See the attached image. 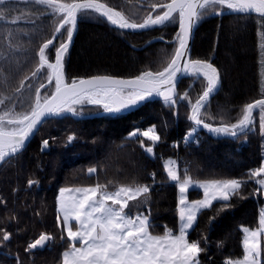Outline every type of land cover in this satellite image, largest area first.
I'll return each mask as SVG.
<instances>
[{
    "label": "trees",
    "instance_id": "trees-1",
    "mask_svg": "<svg viewBox=\"0 0 264 264\" xmlns=\"http://www.w3.org/2000/svg\"><path fill=\"white\" fill-rule=\"evenodd\" d=\"M106 2L137 21L149 12L162 11L149 7L157 0ZM45 11L29 0H6L0 4L5 17L0 20V99L12 97L6 104H15L17 111L28 110L36 90L42 83L47 84L43 78L47 69L26 79L39 61V48L54 33L56 20ZM13 19L17 23H12ZM79 20L77 37L64 57L68 81L97 75L135 78L145 70L155 71L172 53L179 31L177 24H168L148 32L129 33L114 28L95 13ZM258 21L254 15L228 10L198 21L192 57L213 63L222 80L219 93L207 108L214 119L205 118L213 126L235 123L243 105L261 98L264 57L259 33L264 29ZM62 38L59 36L46 50L49 61H54L53 48ZM21 80H25L24 91L17 93ZM205 83L202 77L187 76L179 86V96L188 92L194 102ZM53 91V86L48 85L40 89V94L47 96ZM74 107L81 116L104 111L87 102ZM189 115L188 101L177 99L172 106L152 101L127 114L47 120L22 153L0 166V234L11 233L9 241L0 240V264H17V258L19 264H62V253L69 243L63 221L57 220L59 191L64 187L99 183L114 191L120 185L148 184L151 193L141 198L139 209L149 216L150 230L153 234H163L167 229L177 233L179 191L177 184L167 178L164 164L168 159L182 157L187 173L200 181L247 179L249 171L262 166L264 134L259 129L258 116L256 126L246 137L217 139L194 126ZM153 126L161 139L155 143L153 153H148L145 148L153 142L139 132ZM193 129L192 140L182 145V139ZM133 131H137L136 136L130 135ZM70 135H75L76 140L68 143ZM45 139L49 141L46 150L42 143ZM93 167L97 171L89 174L88 169ZM29 180L38 183L29 186ZM259 188L254 179L247 180L240 189L241 195L216 201L211 208L201 210L189 231V239L199 241L205 249L200 255L201 264H227L242 258V227H256L264 207ZM197 196L192 192V198ZM223 204L231 207L217 211ZM42 233L54 239L44 250L26 251L27 245ZM62 235L65 239H61Z\"/></svg>",
    "mask_w": 264,
    "mask_h": 264
},
{
    "label": "snow or ice",
    "instance_id": "snow-or-ice-1",
    "mask_svg": "<svg viewBox=\"0 0 264 264\" xmlns=\"http://www.w3.org/2000/svg\"><path fill=\"white\" fill-rule=\"evenodd\" d=\"M6 0H0V4ZM42 6L45 14L56 20L52 38L39 48L37 62L31 75L26 79L38 76L42 70L47 84L42 83L36 90L34 99L26 111H17L15 104H6L12 97L0 99V164L9 161L20 153L25 142L38 131L46 116H59L63 113L77 115L75 105L84 103L101 106L105 112L115 114L138 105L153 97H161L166 105L172 106L179 100H187L190 104L189 119L197 126L207 129L217 135L231 137L247 136L259 119V129L264 134V69L260 75L261 98L242 106L235 123H223L215 127L205 122V118L214 119L207 111L211 95L221 84L220 71L207 60L191 59L189 41L196 23L210 14L221 15L224 10L244 16L259 18L264 29V0H157L151 3V9L162 10L154 14L149 12L137 21L123 12L111 7L106 0H29ZM97 14L120 29H145L150 27L163 28L168 24H177L176 46L168 58L162 61V66L155 71L145 70L134 79H116L111 76H94L90 79H72L68 81L64 71V57L73 40L77 29L78 18ZM4 13L0 12V20ZM17 23L15 19L11 21ZM64 30L63 33L61 30ZM261 37V56L264 57V30ZM58 46L53 48L54 62H50L46 50L57 37ZM264 64V59L261 60ZM178 74L202 77L206 82L201 92L193 99L188 92L177 97L176 85ZM52 85L54 91L47 96H41L40 89ZM25 80L15 92L24 91ZM175 97V98H174ZM254 112L256 115H254ZM195 129L192 130L194 132ZM188 133V136L192 135ZM153 144L145 151L153 153L155 143L161 137L155 127L139 132ZM136 136L137 131L130 133ZM68 143L76 140L75 135L67 138ZM43 147H49V141L43 140ZM143 145V142L141 141ZM167 178L179 187V234L167 229L163 234H153L149 216H135L125 212L129 201L147 198L151 193L148 184L132 183L120 185L114 191L107 190V184H95L83 187H64L60 189L58 205L60 215L57 220L63 221L66 239L69 243L62 253V264H201L200 255L205 251L199 241L188 239V230L193 229L198 213L211 208L214 201H229L232 196L241 195L240 189L247 180H255L260 186L259 194L264 195V165L249 171L247 179H213L207 181L194 180L185 171L183 176L175 160L169 159L164 164ZM97 171L89 168L88 173ZM153 179L155 174H152ZM29 186L37 184L29 180ZM190 187L202 188L203 199L189 201L186 193ZM243 198V197H242ZM231 205L223 204L217 211H222ZM211 219H215L212 217ZM75 222V228L72 222ZM243 254L242 258L229 260L227 264H262V240L264 237V209L258 214V224L254 228L242 227ZM11 233L3 231L0 240L9 241ZM53 236L42 233L37 239L27 245L26 251L44 248L53 240ZM61 239H65L62 235ZM19 264V258H17Z\"/></svg>",
    "mask_w": 264,
    "mask_h": 264
},
{
    "label": "water",
    "instance_id": "water-1",
    "mask_svg": "<svg viewBox=\"0 0 264 264\" xmlns=\"http://www.w3.org/2000/svg\"><path fill=\"white\" fill-rule=\"evenodd\" d=\"M114 28L118 29V30H121V31H125V32H129V33H143V32H148V31H152L154 29H157V28H160V27H150V28H145V29H120L118 27H116L115 25L111 24ZM197 25H198V22L196 23L195 27L193 28V32H192V37L189 41V49H190V58L193 59V48H194V41H195V36H196V31H197ZM79 26H80V20L78 18L77 20V29L75 31V33L73 34V40H72V43L70 44L69 48L71 47V45L74 43L76 37H77V34H78V31H79ZM63 30V29H62ZM61 30V32H62ZM59 39V36L57 37V40ZM56 42H54L55 44ZM51 46V45H50ZM51 62V61H50ZM219 70V69H218ZM65 71V70H64ZM66 76V74H65ZM98 76V75H97ZM99 76H103V75H99ZM108 76V75H107ZM94 76H91V77H87V78H84V79H90ZM113 78H116V79H134V78H124V77H115V76H111ZM187 76L186 75H181V74H178V81H177V85H176V94H177V97L179 96V86L181 84V82L186 78ZM66 79H67V76H66ZM68 80V79H67ZM221 86H222V80H221V84L218 88V90L216 92H214L211 97H210V100L212 98H214L220 91L221 89ZM175 98V97H174ZM209 100V101H210ZM152 101H163V99L161 97H153V98H149L148 100H145V101H142L140 102L138 105L136 106H133V107H130L128 109H125V110H122L120 113H115V114H111V113H107L105 111L101 112V113H98V114H95V115H87V116H81V115H73L72 113H63L59 116H46L44 117V119L42 120L41 124L37 126V129L38 131L34 132V134L32 136H30V138L25 142V146L23 148V150L20 152L22 153L30 144L31 142L33 141V139L35 138V136L37 135V133L39 132L40 128L42 127V125L47 121V120H50V119H55V118H64L66 116H70L74 119H77V120H86V119H93V118H98V117H102V116H105V115H117V114H127V113H131V112H135L137 110H139L141 107H143L145 104L149 103V102H152ZM255 114V112H254ZM193 123V122H192ZM194 124V123H193ZM194 126H196L194 124ZM197 127V126H196ZM215 127H219V126H215ZM201 129H204L206 130L208 133L212 134L214 138H217V139H222V138H229L231 136H226V135H217L216 133H213V132H209L207 129L203 128V127H199ZM45 150L47 148H44ZM20 153H18L17 155H19ZM12 158V157H11ZM2 164H0L1 166ZM50 241L47 243V245L44 247V248H37V249H41V250H44L48 245H49ZM35 250V249H34Z\"/></svg>",
    "mask_w": 264,
    "mask_h": 264
},
{
    "label": "rangeland",
    "instance_id": "rangeland-1",
    "mask_svg": "<svg viewBox=\"0 0 264 264\" xmlns=\"http://www.w3.org/2000/svg\"><path fill=\"white\" fill-rule=\"evenodd\" d=\"M86 102V101H85ZM84 102V103H85ZM79 105H81V104H79ZM78 106V105H77ZM172 160H175V159H173V158H171ZM169 160V159H168ZM176 161V160H175ZM177 162V161H176ZM177 165H178V162H177ZM262 165H264V160H263V163H262ZM179 169H180V166H179ZM180 173L182 174V171H180ZM175 183V182H174ZM178 186V185H177ZM178 191H179V187H178ZM194 193V195L196 196V195H198L197 197H191V195H192V192ZM109 192H111V191H109ZM186 195H187V197H188V199H189V201H195V200H199V199H203L204 197H203V189L202 188H196V187H190L189 188V191L186 193ZM179 196H180V192H179ZM141 198H143V197H141ZM140 198V199H141ZM141 201H142V199L141 200H137V201H129V207L127 208V209H125V212H127V213H130L131 215H133V216H135V215H137V214H142V215H146L145 214V212H143V210H141V209H139L140 208V204H141ZM217 201H219V200H217ZM214 202H216V201H214ZM213 202V203H214ZM263 209H264V207H263ZM199 214V213H198ZM180 228V227H179ZM190 231V229L188 230V232ZM174 233V232H173ZM174 234H176V235H178L179 234V230H178V232L177 233H174ZM188 239H189V236H188ZM261 240H262V257H261V261H262V264H264V237H262L261 238Z\"/></svg>",
    "mask_w": 264,
    "mask_h": 264
},
{
    "label": "built area",
    "instance_id": "built-area-1",
    "mask_svg": "<svg viewBox=\"0 0 264 264\" xmlns=\"http://www.w3.org/2000/svg\"><path fill=\"white\" fill-rule=\"evenodd\" d=\"M193 134H194V132H192V135L191 136H188V135L185 136L182 139V141H181L182 145H187L192 140ZM176 161L178 162V166H180V171H186L187 164H186L185 160L182 157H179V158L176 159ZM188 236H189V232H188Z\"/></svg>",
    "mask_w": 264,
    "mask_h": 264
},
{
    "label": "crops",
    "instance_id": "crops-1",
    "mask_svg": "<svg viewBox=\"0 0 264 264\" xmlns=\"http://www.w3.org/2000/svg\"><path fill=\"white\" fill-rule=\"evenodd\" d=\"M59 192H60V191H59ZM58 198H59V196H58ZM58 210H59V205H58ZM72 223H73V226H74V228H75V226H76V225H75V222L73 221ZM190 230H191V229H190Z\"/></svg>",
    "mask_w": 264,
    "mask_h": 264
},
{
    "label": "flooded vegetation",
    "instance_id": "flooded-vegetation-1",
    "mask_svg": "<svg viewBox=\"0 0 264 264\" xmlns=\"http://www.w3.org/2000/svg\"><path fill=\"white\" fill-rule=\"evenodd\" d=\"M54 59H55V57H54ZM54 62V61H53Z\"/></svg>",
    "mask_w": 264,
    "mask_h": 264
}]
</instances>
